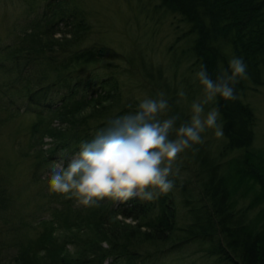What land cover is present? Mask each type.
Listing matches in <instances>:
<instances>
[{
  "label": "trees",
  "instance_id": "1",
  "mask_svg": "<svg viewBox=\"0 0 264 264\" xmlns=\"http://www.w3.org/2000/svg\"><path fill=\"white\" fill-rule=\"evenodd\" d=\"M137 2L156 25L169 24L164 65L152 56L153 36L145 32L127 49L95 35L91 13L76 0H20L21 18L1 13L0 110L35 114L25 151L28 182L48 186L56 159L78 153L82 142L109 120L136 112L143 99L167 100L157 119L178 116L179 127L190 120L193 102L204 99L196 77L201 66L215 80L232 57H242L247 72L234 85L237 99L218 95L204 105L218 109L224 136L211 145L204 131L203 143L178 154L173 189L154 201L106 197L85 206L48 186L39 194L46 217L33 216L29 227L18 213L22 219L12 227L32 228L33 236L20 231L5 242L1 229L0 264H164L188 245L214 264H264V147L256 142L258 114L248 99L264 85V0ZM246 182L254 194L244 201L248 194H235ZM14 200L1 175L0 216L15 211H9Z\"/></svg>",
  "mask_w": 264,
  "mask_h": 264
},
{
  "label": "clouds",
  "instance_id": "2",
  "mask_svg": "<svg viewBox=\"0 0 264 264\" xmlns=\"http://www.w3.org/2000/svg\"><path fill=\"white\" fill-rule=\"evenodd\" d=\"M246 72L242 57H232L228 68L222 67L215 80L201 66L196 77L203 86L204 99L193 102L190 120L179 127L175 126L178 116L157 119L168 108L167 100H141L136 112L109 120L91 141L82 142L79 152L66 165L62 159L54 163L48 177L49 190L75 197L85 206L95 205L106 197L126 203L132 199L154 201L167 194L174 187L170 177L179 173L178 168L173 170L178 154L203 143L201 133L206 128L214 129L218 138L224 136L218 123V109L213 108L205 115L204 105L218 95L225 101H235L234 85ZM173 130L176 138L170 139Z\"/></svg>",
  "mask_w": 264,
  "mask_h": 264
},
{
  "label": "rangeland",
  "instance_id": "3",
  "mask_svg": "<svg viewBox=\"0 0 264 264\" xmlns=\"http://www.w3.org/2000/svg\"><path fill=\"white\" fill-rule=\"evenodd\" d=\"M84 9L91 13L90 19L94 25V34L97 36H105L113 46L120 48V43L126 46V49L131 47L138 35L145 32L152 40L151 50L152 56L156 62H162L164 65L165 57L163 56L166 46L172 39L169 35V24L161 23L155 24V19H151L150 15L144 13L139 9L137 0H76ZM20 0H6L5 3H0V15L6 12L8 18L16 16L22 17L24 12L23 7L20 6ZM6 10V11H5ZM8 10V11H7ZM2 17H0V21ZM169 21V20H168ZM0 24V30L1 28ZM149 38V39H150ZM119 41L116 43V41ZM124 40L120 42L121 40ZM129 44V45H128ZM248 99L256 107L258 114L257 126V144L264 147V85L257 88L248 95ZM210 111L204 110V114ZM10 113H12L10 111ZM7 111L0 110V176L7 180V187L14 196L13 207L15 211L7 215L0 216V231L4 230L5 236L1 238L5 242L11 240L16 235H21L25 238L33 236L34 231L30 229L32 223L29 220L34 216L43 215L44 212L40 205L46 200L39 195L43 192L47 193L48 186L44 181L28 182L31 158H27L25 154L27 144L30 142L28 127L35 119L33 113H19L10 114ZM50 113L45 112V118L49 117ZM43 116V117H44ZM214 129L207 128L204 133V139L209 140V144L215 145L220 139L215 136ZM44 147L50 145V138L43 139ZM75 154L62 155L56 159L54 163L71 159ZM53 163V164H54ZM52 164V166H53ZM51 166V164H50ZM51 166V167H52ZM182 177V176H181ZM28 184V185H25ZM248 194V197L243 195ZM254 189L245 183L241 188L236 191V198L238 195L243 196L242 200L252 197ZM110 205V204H108ZM18 213H22L24 223L30 226L23 231H15L12 227L17 228L20 220L17 219ZM13 216L14 218H11ZM19 217V216H18ZM44 217L45 214H44ZM196 246H186L181 251L169 254L164 259V264H214L212 261L207 260L203 253L195 250ZM10 256L7 258L9 259ZM7 259V262L9 261ZM6 262V263H7Z\"/></svg>",
  "mask_w": 264,
  "mask_h": 264
}]
</instances>
